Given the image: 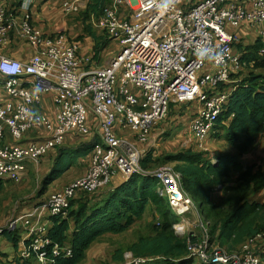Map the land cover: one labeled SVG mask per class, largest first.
Masks as SVG:
<instances>
[{
	"label": "built area",
	"instance_id": "1",
	"mask_svg": "<svg viewBox=\"0 0 264 264\" xmlns=\"http://www.w3.org/2000/svg\"><path fill=\"white\" fill-rule=\"evenodd\" d=\"M2 1L0 182L19 183L27 165H38L64 144L67 135L91 139L96 134L99 141L90 150L87 174L49 196L45 204L49 216L66 218L70 200L78 194L109 189L118 174L127 180L140 173L157 180V194L179 218L173 230L186 239L188 259L203 264H264V233L249 239L239 253L212 244L210 224L201 221L180 174L170 168L141 173L142 152L137 147L166 120L171 104L194 103L199 109L189 121L190 136L195 149L207 151L215 121L233 92V87L220 91L218 85L230 82V75L241 68L239 56L232 52V44L239 40L235 31L253 28L264 41V0H199L185 8L180 6L184 0H107L99 26L119 41L121 49L102 68L90 67L92 57L80 56L79 44L65 34L46 35L28 12L6 13ZM87 3L63 0L62 11L78 13ZM14 40L30 48L28 60L5 53ZM124 130L132 137L120 135ZM187 214L198 219V234L192 232L196 246L190 245L186 232ZM23 225L28 243L23 244L22 258L55 264L72 256L70 248L53 245L46 226L28 220ZM152 260L129 254L122 262Z\"/></svg>",
	"mask_w": 264,
	"mask_h": 264
},
{
	"label": "trees",
	"instance_id": "2",
	"mask_svg": "<svg viewBox=\"0 0 264 264\" xmlns=\"http://www.w3.org/2000/svg\"><path fill=\"white\" fill-rule=\"evenodd\" d=\"M19 5L20 3L7 5L5 0L2 1L6 13L13 16L20 15ZM107 5V0H88L85 9L76 16L81 17L83 25V33L77 36L79 40L76 43L80 46L79 41L84 37L92 39L94 59H98L105 48L98 36L89 29L87 22L93 17L98 21ZM102 31L106 33L105 30ZM104 40L105 37L102 38L103 42ZM16 41L18 40H14L10 48L5 50L8 56ZM263 48L259 39L251 48H242L239 60L243 70L230 75V80L235 82L218 85L220 91L226 90L230 85L233 92L215 121L209 140L218 135L230 149V153L219 152L213 163L207 153L195 148L163 155V160L174 165L187 194L193 199L204 220L209 222L212 244L218 245L227 253H239L244 243L264 233V203L252 200L264 190V167L244 165L242 161L264 134V52L260 51ZM98 141L97 135L93 134L90 143L74 150L68 159L86 157ZM68 150H58L53 162L54 169L40 181L38 196L57 178L52 176L53 172ZM151 154L149 152L140 161L141 173L151 170L154 162ZM67 168L68 164L60 172H65ZM157 184V180L139 173L129 177L120 186L95 196L92 201L87 202L86 198L80 197L95 194L80 193L79 200H71L66 218L50 219L52 225L48 236L53 245L62 247L67 243L72 251L70 258H59L55 264H80L99 238L107 234L124 233L135 221L142 219L149 208L157 213L158 228H155L154 237L139 238L129 248L133 255L146 259L158 258L162 260L161 264H194V259L187 258L186 239L174 233L173 225L177 219L172 216L167 202L157 194ZM4 234L17 249L19 238L16 233ZM121 259L122 256L118 261ZM14 264H30V261L17 259Z\"/></svg>",
	"mask_w": 264,
	"mask_h": 264
},
{
	"label": "rangeland",
	"instance_id": "3",
	"mask_svg": "<svg viewBox=\"0 0 264 264\" xmlns=\"http://www.w3.org/2000/svg\"><path fill=\"white\" fill-rule=\"evenodd\" d=\"M196 1H198V0H184L180 4V6L182 8H185V7L190 6L192 3L196 2ZM61 6H62V4H61ZM25 11L27 12V9L21 10V13H23ZM77 14L78 13L68 14V15L64 16L66 18L60 19L62 23L64 22V19L66 20V22H68L66 29L61 30V31H64L62 33H64L67 37L68 36L70 37V38H68L69 41L75 42V43L78 42L76 40H79V37H75V36L77 34L81 35L83 33V25H82L81 17L80 16L76 17ZM31 17H32V14H31ZM32 21L36 26H41V25L34 22L33 17H32ZM46 23L48 24V22H46ZM87 26L89 27V29L93 33H95L98 36L101 44L102 45L104 44L103 48H105V49L103 51H101L98 59H94L93 47H92V50L89 49L87 51V53L89 55H82V57H93L92 60L90 61L91 67H98V68L106 67L109 64L110 60L113 58V56L116 55L120 51V49H121L120 43L118 40L111 38L108 34L103 33L102 29L99 26V21L97 22L96 17L95 18L93 17L90 21H88ZM40 29L42 31L47 32V29L43 26ZM251 31H253V30L251 29ZM58 33H60V32H58ZM58 33H56V34H58ZM104 37H105V40H104L105 42L102 41V38H104ZM251 38L252 39H250L249 41H247L245 43L248 44L249 42H251L253 40L254 37L252 36ZM85 39L87 40L89 38H85ZM79 42H80L81 47H83L84 49L91 46V43H89L86 46V42H84V41L82 42V39ZM262 42H264V41H262ZM238 43H239V40L232 44V50L235 53H237L236 51H239V49H240V45ZM260 51L264 52V48ZM79 52H78V54H80ZM236 56H240V54L239 55L236 54ZM242 70H243V68L241 66L239 71H242ZM228 87H230V85ZM188 104L189 105H187V104H171L169 107L168 114L166 116V120L163 123H160L159 125H157L155 128L152 129V131L150 133V137L148 138L147 142L143 146H142V144H139V143L137 144V147L142 152L140 161L143 160L145 158V156H147L149 154V152L152 153L151 156H153L154 162H153V164H151V170L148 171V172H150V174H155L156 172H158V170H160L162 168H170L171 170H174V165L172 163H167L165 160H163L164 154H171V153H175V152L180 151V150H188L190 148H195L193 141H191L190 143L186 142L190 136V130H189V124H188L189 120L188 119L190 117L189 106L192 105V103H188ZM126 137H131V136L126 135ZM215 137L214 138L212 137L210 140L208 139V141L206 143L207 151H202V152L207 153V157L211 158V160H214V157L219 152H223V153L229 152L230 153V149L224 145V142L221 139V137L218 138V135H215ZM87 143L88 142L83 141V140H74L72 143H69L66 145L63 144L61 146V148H63V149L67 148L69 150L61 157L60 164L56 167L55 174L52 175V176H57V178L54 181H52L46 187V191L50 190L54 186V184H52L53 182H55L58 179H60V181H61L62 179L68 177V175L66 176V174L70 173V170L72 168H76L77 166L79 167V164L82 165L88 160L87 157L83 158V159H74V158L68 159L69 155L73 154L74 150L81 149V146H84ZM61 148H59V149H61ZM59 149L58 148L54 149L51 153L47 154L44 157L46 159L43 158L42 160H40L38 166H40L45 161H47V163H48L47 169L49 170V172L44 173V175H42L43 173L41 174V169L37 172H33V174H34L33 178L35 180H36V177L40 180L41 179L40 177H43V176L50 174L51 170L54 169L53 162L57 157ZM255 150H256V146L249 153H247V155H245L243 157L242 161H243L244 165H251V163L253 161H255V158H258L257 156L252 157V154ZM260 159H264V158H260ZM82 160H84V162H82ZM67 164H68L67 170L65 169V172L61 173L60 171ZM139 168H140V163H139ZM83 177H81V178H83ZM81 178H78V179L72 181L71 183H73V182H75ZM36 183H37V181H36ZM111 183L106 188H109ZM24 186H25V184L20 186V188H23ZM23 189H21V190H23ZM106 190H108V189H104L102 191H106ZM100 192L96 193L94 196H85V195L80 194L81 197L80 196L79 197L80 198H86L85 201L89 202V200L92 201L93 199H95V196H97ZM29 193H30V191L27 194H29ZM7 194H8V192H7ZM16 194H18V191ZM77 197H78V195L75 198H77ZM78 198L74 199V200L75 201L79 200ZM165 199L166 198H164V200ZM252 200H256V201L264 203V190L262 192H260L258 195L254 196ZM15 203H16V199L14 198V196L9 195V196L0 198V230L10 229L12 219H10V215H9V217L6 216V210L4 207L5 206L8 207V204L10 205L7 209V213L10 214L11 213L10 210L13 208V206L14 207L16 206ZM171 214L173 217H175L174 212L171 211ZM176 219H177V221H179V218H176ZM184 219L187 222L186 232H188V233L195 232V234H198V231H199L198 227H197L198 219H197L196 215L195 214H187L184 217ZM201 221L204 224L206 223V221L204 220L203 217H201ZM158 224H159V219H158L157 213L153 209L149 208L147 210L146 215L142 219L135 221V223L124 233L119 234V235L107 234V235H104L103 237L99 238L89 248V250L86 253L84 260L80 264H127V263H131V260L127 261V263L122 262L124 260L125 256H129V254L133 255V253L130 251L129 248L133 244L137 243L139 238H152V237H154L155 228H158L157 227ZM174 233L176 236L180 237V235L177 234L175 231H174ZM3 236H0V238H4ZM3 250H4V247H2L0 249L1 252ZM12 251H13V249L9 246L5 249V252L8 255H10V253ZM120 256H122V259L120 261H118V258ZM161 261L158 258H154V260L147 262L146 264H159V263H161ZM198 263L203 264V263L195 260L194 264H198Z\"/></svg>",
	"mask_w": 264,
	"mask_h": 264
},
{
	"label": "crops",
	"instance_id": "4",
	"mask_svg": "<svg viewBox=\"0 0 264 264\" xmlns=\"http://www.w3.org/2000/svg\"><path fill=\"white\" fill-rule=\"evenodd\" d=\"M5 3L7 5H16V4L20 3V5H19L20 9H27V12L32 14L34 22L41 25V26H37V27H39V28H42V26L45 27L47 29V33H50L52 35H55L58 32H64L61 30H65L66 26L68 24V22H66L65 19H64L63 23L60 20L62 18H66V17H64L66 15L62 11V6H61L62 0H5ZM46 22H48V24ZM251 29L254 32L251 31ZM251 29L247 26H243V27H240L238 30L235 31V33L237 34V37L239 39L240 49H239V51L235 50L237 53H235L232 50L234 55L241 54L242 48H251L259 39L257 36L256 30L253 28H251ZM78 35L79 34H77L75 37H77ZM252 36L254 37L253 40L251 42H249L248 44H246L245 42L252 39L251 38ZM85 38H88V37H84L82 39V42L83 41L86 42V46L89 43H91V46L84 49L80 45V52L79 53L81 56L82 55H89L87 53V51L89 49L92 50V47H93L92 39L89 38L86 40ZM259 40L261 41V43L264 44V42H262L261 39H259ZM31 55H32V52H31L30 48L27 46V44H25L23 41H20V40L16 41L13 49L10 50V57H12L16 60H19V61H26L31 57ZM90 67H91V64H90ZM233 82H235V81L230 80V83H233ZM190 106H189L190 117L188 119L189 121L192 118V116L199 109V106L197 104L193 103ZM124 134L132 137V135L126 130H124V131H122V133H120V135H122V136ZM33 139L34 138H30L29 140H33ZM74 140H83V141L88 142L87 144H89L90 143V136L84 137V136L67 135L65 137L64 145L72 143ZM191 140H192V138H191V136H189V139H187L186 142L190 143ZM89 153L86 155L88 160L84 164H82V165L79 164V167L77 166L76 168H72L70 170V173L66 174V176L68 175V177L62 179L61 181H60V179H58L55 182H53L52 184H54V186L48 191H46V189H45L43 191V194L40 196H38V190L40 188V186H39L40 180H42L43 177H40L41 178L40 180L36 177V180H35L33 178V175H34L33 172H37L41 169V174L43 173L42 175H44V173H48L49 170L47 169L48 168L47 161H45L40 166L34 165V164H28L27 168H26V173L24 176H22L21 181L19 183L10 182V181H1L0 182L1 183V185H0V198H3V197L10 195V196H14V198L16 199V203H15L16 206L15 207L13 206V208L10 210L11 213L9 212L10 214L7 213V209L10 205L8 204V207L7 206L4 207L6 210V216L9 217V215H10V219H12L11 220V226H13V227L10 226V229L2 230V233L0 234V236L4 235L3 236L4 238H0V249L2 247H4V250L2 252L0 251V264H14V262L17 259L29 260L30 264H36L37 261L35 259L33 260V259L22 258L23 247H24L23 244L28 243V235H27L28 229H27V227H25L23 225V221L28 220L32 225H36V226H40V227L46 226V228H47L46 233L48 236V232H49L51 225H52V222L50 220L52 217L49 216V214L46 212V205L45 204L47 203V200L51 194L61 193L65 187L70 185V183L72 181H74L78 178H81L87 174L89 167H90ZM256 156L259 159L255 158V161H253L251 163V165L263 167L264 166V159H260V158H264V134L262 136H260V138L258 139V141L256 143V150L253 152L252 157H256ZM86 157H84V158H86ZM44 159H46V158H44ZM80 159H83V158H80ZM82 162H84V160H82ZM53 174H55V172H53ZM36 181H37V183H36ZM125 181H126V179L123 178V176H121L120 174H118L114 177L110 187L114 188V187L120 186ZM23 184H25V186L23 187L24 189L20 188V186H22ZM21 189H23V190H21ZM17 191H18V194H16ZM29 191H30V193L27 194ZM7 192H8V194H7ZM104 193H105L104 191H101L98 195L100 196ZM79 196H80V194L78 195V197ZM77 198L74 197L73 199H77ZM73 199H71V200H73ZM67 215H68V212H67ZM67 215H66V217H67ZM62 219H64V218H62ZM4 232L16 233V235L19 238L18 244H17V249L14 247L12 242H10L6 239ZM8 246L13 249V251L10 253V255H8L5 252V249ZM64 246L70 248V245L67 243ZM159 264H161V263H159Z\"/></svg>",
	"mask_w": 264,
	"mask_h": 264
},
{
	"label": "water",
	"instance_id": "5",
	"mask_svg": "<svg viewBox=\"0 0 264 264\" xmlns=\"http://www.w3.org/2000/svg\"><path fill=\"white\" fill-rule=\"evenodd\" d=\"M188 238H189L190 245L196 246L197 241H196V238L192 235V233H189Z\"/></svg>",
	"mask_w": 264,
	"mask_h": 264
}]
</instances>
